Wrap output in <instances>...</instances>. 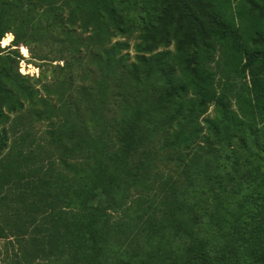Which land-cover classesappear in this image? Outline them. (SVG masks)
Instances as JSON below:
<instances>
[{
    "label": "trees",
    "instance_id": "16d2710c",
    "mask_svg": "<svg viewBox=\"0 0 264 264\" xmlns=\"http://www.w3.org/2000/svg\"><path fill=\"white\" fill-rule=\"evenodd\" d=\"M16 1L35 15L53 13L52 27L63 28L62 41L68 46L73 38L79 41L80 28L89 33L87 40L105 53L109 62L114 63L113 58L129 48L131 40L141 56L138 55V62L129 63L113 84L111 100L125 103V111L115 125L117 144L96 140L92 155L104 170L91 176L90 166L84 164L87 174L74 186L82 204H78V212H71L70 218L61 206L60 193L53 195L48 189L46 195L40 190L47 187L39 183L53 171V159L35 162L36 154L44 156L42 150L25 151L23 141L28 136H18L14 153L7 160L0 159V206H8L0 213V236L8 235L6 231L22 238L31 235L30 246L47 257L50 264H118L102 260L101 243L107 240L112 226L101 195L112 193L116 173L137 177L141 167L150 162L154 125L163 120L170 122L169 129L175 121L183 124L185 127L173 132L172 140L181 144L187 126L198 129L200 117L213 107L209 131L216 130L222 141L227 140V145L239 150L250 147L243 127L255 126L254 145L264 149V0H3L8 7L6 12L17 5L13 4ZM4 22L5 16L0 15V41L9 31ZM9 37L12 35L4 40ZM114 37L125 40L111 44ZM14 42L18 46L23 42L19 32L15 33ZM4 51L0 43V62L7 58ZM149 52H153L151 61L143 63ZM155 60L156 65L158 61L173 72L176 89L172 99L157 89L149 94L140 84L141 79L153 73L150 66ZM109 64L102 67L100 86L111 73ZM144 66V70L139 69ZM177 70L181 71L182 81L175 76ZM2 81H11V75L9 69L0 66V85ZM106 85L109 87V82ZM110 89L98 96L104 99L100 102L103 107ZM0 90L7 91L3 87ZM103 128L108 131L105 124ZM7 136L5 133V139ZM74 138L82 135L70 131L67 141L73 143ZM141 148L148 154L132 164ZM230 158L236 168L221 175L217 192L228 193L233 207L227 212L217 208L215 212L217 231L226 235L225 243L216 245L211 255L208 246L195 256H184L169 264H264V165L260 159L251 165L250 157L239 158L237 152H232ZM81 165L74 167L78 170ZM226 178L232 186L224 183ZM9 191L13 193L11 198ZM166 200L165 214L178 222L195 209L179 199ZM228 212L231 219L227 218ZM34 232L44 234L36 238ZM26 261L33 263L32 258Z\"/></svg>",
    "mask_w": 264,
    "mask_h": 264
},
{
    "label": "rangeland",
    "instance_id": "374dc122",
    "mask_svg": "<svg viewBox=\"0 0 264 264\" xmlns=\"http://www.w3.org/2000/svg\"><path fill=\"white\" fill-rule=\"evenodd\" d=\"M13 4L17 5H13L8 13V7L0 0V15L5 16L4 23L9 26V31L0 41L5 48L3 54L7 56L0 66L9 69L11 75V81H2L0 85L7 90H0V159L7 160L18 147V136L27 134V140L23 141L25 151L32 148L35 153L42 150L44 154H36L35 162L40 164L44 158H52L54 162L53 171H49L39 183L47 186L44 190L40 187L42 194L48 195V189L53 195L60 193L63 198L61 206L70 218L71 212H78V204H82L74 186L87 174L84 164L90 166L91 176L102 173L103 168L92 155L96 140L117 144L115 125L125 111V103L111 100L114 97L113 84L129 63L138 62L141 54L137 53L133 46L135 41L131 40V46L115 56L114 63L109 62L107 55L87 40L89 33L80 28L77 29L79 41L73 38L68 46L62 41L63 28L52 27L55 22L53 13L35 15L36 12L28 6H18V1ZM18 32L23 39L19 46L14 42ZM8 34L12 37L4 40ZM117 40L125 38L114 37L111 44ZM64 46L68 49L65 50ZM152 54L146 53L147 59L143 63L150 62ZM106 64L111 65V73L105 78L107 82L100 86L102 67ZM157 65L155 60L150 66L153 73L141 79L140 84L149 94L157 89L172 99L176 89L172 83L173 72L168 67H161L158 61ZM143 68L145 66L139 69ZM181 75L177 70L175 76L180 81ZM108 82L109 87L106 85ZM109 88L106 106L103 107L100 102L104 99L98 96L105 95ZM213 117L212 107L200 117L198 129L187 124L181 144L172 143V140L173 132L180 126L185 127L183 124L175 121L169 129L170 122L163 120L157 123L153 126V142L149 148L150 162L141 167L137 177L116 173L111 185L112 193L101 195L112 226L107 240L101 243L103 262L169 264L184 256H195L208 246L211 255L216 245L225 243L226 235L217 231L215 212L217 208L227 212L233 204L228 193L217 192L219 178L227 171L235 170L233 158H230L232 152H237L239 158L250 157L251 165L260 160L264 165V149L254 145L255 126L243 127V136L249 140L248 149L239 147L237 150V147L227 145V140L222 141L216 130H208V122ZM103 124L108 131L104 130ZM70 131L76 135L80 133L82 138H74L75 142L70 143L66 139ZM5 133L8 135L6 145L3 142ZM39 145H42L41 149ZM147 154L148 151L141 148L131 163L143 160ZM79 164L82 165L76 170ZM224 183L232 186L229 178ZM8 193V198H11L12 191ZM167 198L179 199L195 209L178 222L165 214L164 201L166 203ZM7 208V205H1L0 213ZM227 218H232L229 212ZM6 232L8 235L0 236V264H29L27 258L33 259L32 264L51 263L30 246L31 235L22 238ZM42 234L44 232H34L33 235L40 238ZM25 251L27 253L24 254Z\"/></svg>",
    "mask_w": 264,
    "mask_h": 264
}]
</instances>
